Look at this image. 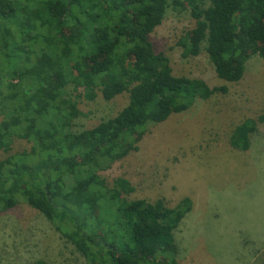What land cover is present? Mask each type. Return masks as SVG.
<instances>
[{
  "label": "trees",
  "instance_id": "16d2710c",
  "mask_svg": "<svg viewBox=\"0 0 264 264\" xmlns=\"http://www.w3.org/2000/svg\"><path fill=\"white\" fill-rule=\"evenodd\" d=\"M169 7L194 20L192 40L179 41L182 55L198 54L204 43L220 79L240 80L243 62L264 45V0H0V150L8 153L0 159V212L23 199L88 264H165V256L176 263L174 231L189 202L131 199L127 178L108 184L102 176L138 149L135 135L227 91L173 74L154 50L150 34ZM259 54L264 59V49ZM98 92L105 101L126 93L128 102L75 130L79 99ZM256 131V119L245 118L231 147L248 150ZM16 138L29 148L10 153Z\"/></svg>",
  "mask_w": 264,
  "mask_h": 264
},
{
  "label": "rangeland",
  "instance_id": "374dc122",
  "mask_svg": "<svg viewBox=\"0 0 264 264\" xmlns=\"http://www.w3.org/2000/svg\"><path fill=\"white\" fill-rule=\"evenodd\" d=\"M194 20L188 10L169 7L150 34L156 52L165 54L173 74L204 79L226 92L196 99L186 110L172 113L136 138L137 150L102 172L108 184L118 176L134 186L131 199L162 200L167 207L187 200L190 211L175 229V264H264V59L258 44L243 62L242 78L220 79L204 43L199 53L183 56L179 41L191 40ZM68 33V30H65ZM67 88V94H72ZM128 102L127 94L105 101L81 97L75 130L92 128L112 117ZM257 121L246 151L229 143L233 128L245 118ZM1 120V117H0ZM16 138L10 153L29 148ZM8 153L0 150V159ZM88 264L52 224L23 199L0 212V264ZM163 262L169 264L167 257Z\"/></svg>",
  "mask_w": 264,
  "mask_h": 264
}]
</instances>
